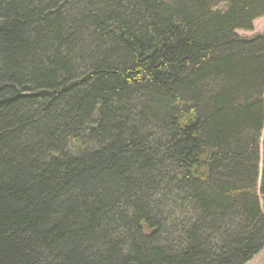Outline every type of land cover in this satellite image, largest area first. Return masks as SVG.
Instances as JSON below:
<instances>
[{"label":"trees","instance_id":"trees-1","mask_svg":"<svg viewBox=\"0 0 264 264\" xmlns=\"http://www.w3.org/2000/svg\"><path fill=\"white\" fill-rule=\"evenodd\" d=\"M264 0H0V264H247L264 248Z\"/></svg>","mask_w":264,"mask_h":264},{"label":"rangeland","instance_id":"rangeland-1","mask_svg":"<svg viewBox=\"0 0 264 264\" xmlns=\"http://www.w3.org/2000/svg\"><path fill=\"white\" fill-rule=\"evenodd\" d=\"M238 33L246 37H251L258 33H264V16L258 17L254 20L252 30H239ZM247 264H264V248Z\"/></svg>","mask_w":264,"mask_h":264}]
</instances>
